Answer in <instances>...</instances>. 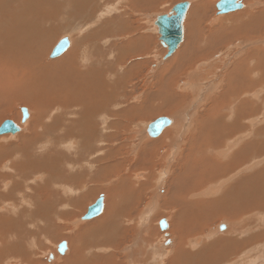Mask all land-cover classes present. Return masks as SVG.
Here are the masks:
<instances>
[{"label":"rangeland","instance_id":"1","mask_svg":"<svg viewBox=\"0 0 264 264\" xmlns=\"http://www.w3.org/2000/svg\"><path fill=\"white\" fill-rule=\"evenodd\" d=\"M139 1L98 0L96 7L93 8V10L84 20H82L83 18L70 19L67 16L65 18V16L61 17V15H58L55 17V19L51 20L52 23H49V31L52 32L53 37L48 44V49L46 48L47 51L45 58L47 62H57L60 59L68 58L71 55V58H74V63L72 65L69 64L68 69L79 66V69H81L82 73L85 74L83 77L85 78L84 83H87L86 91L88 92L90 88L94 93L89 95H97L96 100L98 101V106L100 109L98 115L93 120V125L89 124L91 132L87 136L88 138L85 142L82 139V141H80L77 138H72L74 140L76 139V147L75 143H71L72 145L66 150L60 148V145H56L53 149L55 155L61 154L59 156V162L56 163L58 164V167L54 173H56L57 170L64 173L62 178H51L52 183L59 186V189L55 186L52 187L54 193H57L58 191L59 195L57 197L64 201V203L59 206L60 211L66 212V215L63 218L64 220L60 217L55 218V221H52L51 226L47 224L45 226V230L40 233L39 228L41 227L43 230V223L38 222L36 218L23 219L22 228L20 229L23 237H27L28 233L36 235L38 237H36L35 240L37 245L35 248L32 246L31 252L26 256L17 257L16 252L13 250L10 256L7 257L2 264H20V261H27L29 264H65L64 259H67L70 255L68 250L71 251V243L67 238H60L59 236H75L77 230L79 231V229L90 228L93 226V224H96V222L100 221H111L114 224H117L121 231L123 230L125 232L121 235L120 239V236H118L116 232H113L111 235H115L113 236L115 240L113 239L114 241L113 243L111 242L112 244H105L102 241H98L96 245L93 244L95 245L93 247L90 245L94 241H92V237L90 235L83 237L82 241L84 240V242L81 244H83V248L86 250V256H84L87 257L83 260L84 264H105L106 261H101L102 257H104V260L107 261L111 259L112 264H133L132 262H135L136 260L137 261L135 264H159L154 261L155 249L157 248L156 250H164L167 248L164 247V243L168 239L172 240V243L174 242V235L172 233V230L174 229L172 226V218L176 217L177 221H180L177 211H175L173 208L175 205H172L170 199L168 202H170L173 207L168 202L164 204L163 201L165 198H170L168 196H171L174 191L176 192L177 188L171 189V181L174 182L176 180L175 178L177 177L178 179L180 174H182V163L185 161H181V159L185 158L179 157V159L178 155H175V158H173L174 161H167L168 166L170 165L168 168L163 159L170 160L177 150L182 151L193 145L194 143L193 139L191 138V134L201 126L208 125L211 128L213 123H226L228 125L237 124L238 126H241L238 122H242L244 126L245 124L246 126L249 124L250 127L247 126L246 128H244L242 125L241 127L244 128L242 129L243 131L240 129L241 127L238 128L236 131L227 136L224 141L226 144L227 142L233 140L231 139L232 137L234 139L237 137L240 138L242 134L246 135L247 133H250V136L247 134L248 136L242 139L240 142V144L244 142L242 145L251 144L253 141H256L252 140L254 135L252 132H247L250 130H247V128H253L252 130L256 128L257 131L260 128L264 129V19L261 18L258 20L256 24L257 29L254 28L253 33H243L244 35L239 34L240 36L238 33L235 35L231 34L234 32L232 27H236L237 23H242L243 20L247 21L248 18H246L244 14L251 12L253 9L254 12L252 11V13L258 15L259 12L264 10V0H242L244 9L223 15H219L216 8L217 4L214 3V0H150V7L143 8L145 9L143 11L141 10L140 6L142 4V0L140 2ZM185 1L191 2L192 5L190 6L192 7L189 11H187L188 14L185 19L184 40L180 44L177 51L171 57L163 61V56L165 57L166 55L165 47L162 45L160 40L158 28L154 24L155 20L157 19L158 15H168L175 5ZM145 2H147V0H145ZM154 2L156 4H154ZM257 2L259 3L257 4ZM245 10L247 12H245ZM109 11L111 12L109 13ZM99 15H104L105 18ZM97 20H99V22ZM223 26H226L225 28L228 30L230 29V31L227 30V32L225 28V31H223L221 29ZM153 29H155L156 32L153 31ZM216 29H221L222 31L220 30L219 32H223L221 34L219 33V36H222L224 32L225 35L231 34V36L227 35L226 39L229 37L227 40L222 36L223 41H221V37L219 39L218 34H212L213 32L211 34L209 33L211 30H214L217 33L218 30ZM245 34L248 36H245ZM141 35L144 38L146 37V44L143 45L145 48H147L146 51L145 49H142L141 43H136V47L134 44V42H138ZM215 35L216 37L218 36L217 38L219 40L214 37ZM63 38L70 39L71 46H69L67 51L61 56L57 58H51L50 55L53 51V48ZM213 38H216L217 40ZM212 41H218L220 43L216 42L215 45V43L213 44ZM139 47L141 49H139ZM139 52H141L142 57L138 55ZM218 53L222 54H219L220 56L216 57L215 55ZM67 60L61 61L59 64H53L52 75H54L56 71L61 72L63 69H65L67 67ZM48 66H50V64H48ZM253 70L255 73H252ZM165 72H169V74ZM95 74L96 76H94ZM92 75L94 77H92ZM231 76L234 77L232 78ZM250 76L255 78L253 81L255 80V84H258L256 86L254 85L255 89H252L253 86L251 87V85L248 87L245 85L244 81H246V79H248ZM92 79L94 80L92 81ZM186 81H190L188 86L184 84ZM241 81H243V86L246 88H241ZM236 85H239L240 87H237ZM255 93L259 94L252 96ZM244 101H246V107H244ZM254 104L257 105V109H248L251 108L250 105L253 107ZM240 106L244 109L240 108ZM51 107L52 106L50 105L47 109H50ZM22 108H26L29 111V117L25 123H22ZM241 109L243 110L240 111ZM8 111L6 112L7 114L0 115V126L7 120L14 122L16 121L21 128V134H16V136H0V142H4H2V145H9L10 143L14 142L10 141V139L12 140L14 137H18L24 132L28 133L30 130L31 118L34 114L28 106L18 102L10 105ZM52 111L54 110L51 109V112ZM246 111L248 112L247 114ZM51 112H47L48 116H51ZM242 112L245 113V115H242ZM56 113H59V110L56 111ZM239 116L243 117V120H247H239L241 119ZM160 117L172 118V125L163 131V134L160 135L161 137L159 136L157 138H152L148 137V135H145L146 138L144 143L141 144L140 148L145 146L146 149L153 150L152 145L149 142H152L151 140L154 142L164 137L167 138V142L169 144L166 147H159L156 145L158 148L156 155L158 157L156 160H152L150 157L147 160L148 162L144 169H140V167H137V165L136 167L130 166L128 168L127 164L129 161L126 159V157L130 156L129 158L132 161L136 160V157L132 154V149L133 146H136L139 143L137 140H139V138L141 139L145 126L149 123L151 124ZM49 118L51 117L46 118V120L44 119V124H49ZM252 124L253 126L251 127ZM254 125L257 127L260 126V128L254 127ZM185 126L186 128H184ZM197 131H199V129ZM39 132L43 133L40 130ZM181 132L183 134H181ZM44 135L46 137L42 135L43 140H47L48 135ZM178 136H182L179 140L180 144L172 145L170 151L168 148H170L171 144L168 141V138H178ZM258 137L255 138L257 139ZM216 138H218V135L210 132L208 136L205 137V139L212 141L216 140ZM259 139L260 138L257 139V142H264V130L260 141ZM77 144L79 145L77 146ZM262 145L264 146L263 143ZM237 149L238 148H235L233 151H231L230 155L234 154V152H237ZM96 150H102V154L100 156L97 157V154H95V156L98 158L96 160H101L107 154L113 155V160H105L104 162L102 161L101 164L94 165L98 166L97 168L87 170L85 162L93 159L92 151L95 153ZM127 152L129 153L127 154ZM10 153L11 150L6 151V154ZM167 153L168 157H163L167 155ZM230 155L228 156L230 157ZM225 158L219 157V160H224ZM117 160H127V163L125 162L126 164H123L124 166L116 165V167L114 164H117ZM251 160L252 159L246 161L247 166L238 165V170H236V168L228 170V176H231L232 179L234 178L233 180L231 179L229 183L231 182V184H233L236 179L254 171L256 169H253L254 167L258 166L257 168H260L261 166H264V157L263 160L258 159V161L255 162L258 163L263 161V164H255V166L253 165L255 159L254 161ZM111 162L114 166L110 171L112 174L106 173L104 175H100L97 178L96 170L108 165V163L112 164ZM68 163L75 165L76 170H69L67 165ZM79 164L82 166V169H78L81 167ZM240 166L242 167L240 168ZM8 168H1V172L7 173L6 171ZM77 169L79 173H77ZM118 169H120V171H118ZM115 171H117V173ZM242 171L245 174L242 173ZM162 172L166 173L162 174ZM65 174L81 175V178L77 182L69 183L68 180L72 178V176L66 177ZM137 174L140 175L141 179L138 178L139 176L137 177ZM39 175H33L29 181L30 183H28L27 186H40L43 184L45 178L48 179L47 174L45 175V178L43 177L44 175ZM163 175L165 183L164 189L161 183L163 180ZM93 176L96 177L97 180H92L91 178ZM147 177L151 178L149 179ZM84 181L88 182L84 183ZM167 181L168 185L170 186H166ZM139 185L142 186V188H140ZM165 187L167 188L168 192H166ZM169 189H171V192H169ZM227 190L228 188H225V191ZM132 191H135L136 195V199L134 201L132 200ZM0 192L2 193L1 190ZM224 195L226 194H222L218 191V193H214L213 195L211 194V196L210 194L205 195V198H210L211 200L217 197L225 198ZM0 196L2 195L0 194ZM101 196L104 197V202H106L104 206L106 208H104L105 211L102 213V215H99L97 218H93L91 220L81 221L82 215L84 216V214H86L88 207L95 203V201ZM199 197H203L202 199H205L204 196ZM195 198L197 197H194L193 199ZM73 199L77 200V202L80 204L76 207H73V209H69V204L66 201ZM156 202H158V205ZM0 203H5L8 205L13 203V199L8 197H0ZM19 203L17 202L16 205L19 206ZM65 204H67L66 207H64ZM153 204L154 207L151 210L150 207ZM220 204H223V202ZM24 206L25 205L21 206V209H24L27 214H31L32 208ZM214 211L216 212V215L212 217L209 222H207L208 224L203 230V234H200V237L198 236L199 238L202 237V241L200 240L198 242L199 244L195 243V245H197L195 248H192V251L199 250L204 245L203 242L205 239L206 241L208 240L207 242L205 241V243L209 246L211 245V247H213V244L216 242H223L222 240L226 241L228 239L234 238L235 240L242 241L247 239V234H240L246 229V227L248 228V226L244 227L245 229L243 228L244 220L243 223L242 221L232 223V221H228L229 219L219 212L218 208H214ZM5 212L6 211L3 210L2 213ZM190 213V211H187V216ZM0 216L3 217L5 215L0 214ZM165 219L169 220L168 228L163 230L161 229L159 223L161 220ZM145 220L147 221L146 223ZM27 221H31V223L34 222L35 227L30 228L32 225H26ZM221 223L231 225H229L227 228L225 227V229H217ZM239 223H242V226L239 225ZM49 228H51L52 232L49 230ZM238 230L242 231L239 232ZM183 231L184 243L185 240L188 237L193 236L198 231V229L186 225ZM256 232H252V234ZM166 233L168 236H166L164 239L163 236H165L164 234ZM143 234L145 237H143ZM4 236H0V249H2L3 245L5 244L4 240H8L4 238ZM149 238L151 239V246H149V241H147L150 240ZM137 239L139 242L136 241ZM143 240L144 244H142ZM76 241L79 242L78 239H76ZM62 242L67 243V250L63 254L57 251L59 244ZM159 243L162 244L160 245ZM262 244L264 245V242H255L252 245H256L257 247L259 246V248H261L264 247ZM193 246L194 243L191 244V247ZM47 248H51V251L49 252L53 255V257H51L49 260L46 254L48 252V250L46 252ZM248 248H252V246L247 248H237L239 253L234 254V256H238V259L241 258L243 260L245 257L244 262L247 263V261H249L248 258L256 254L251 250V254L246 253L245 251H247L246 249ZM167 250L169 252L167 253V258H165L164 263H167V259L171 255L175 254L173 249L169 248ZM36 253L37 255L34 257V254ZM66 254L67 256H65ZM132 254H136L134 255L135 258L132 256ZM227 255L230 257L226 258V261L229 259L227 262L217 264H236L238 260H236L235 257L229 253ZM55 257L57 258L55 259ZM132 258H134L133 261H131ZM217 261V259H214L213 262L215 263ZM242 261H238L237 263L244 264Z\"/></svg>","mask_w":264,"mask_h":264},{"label":"bare ground","instance_id":"2","mask_svg":"<svg viewBox=\"0 0 264 264\" xmlns=\"http://www.w3.org/2000/svg\"><path fill=\"white\" fill-rule=\"evenodd\" d=\"M149 1L150 0H147V2H145V0H142V4L140 5L142 11L145 10L143 8L150 7L151 1L150 2ZM97 2H98V0H59V1L58 0H0V115L7 114L6 112L9 110V106L14 104L15 102H18V103H21L23 105L28 106L34 113L33 117L31 118L30 130L28 133L24 132V133H26V134H24L22 132L23 133L22 135H20L18 137H14L12 140L10 139V141H14V142L10 143L9 145H2L3 141L0 142V160H1L0 161V190L2 191V193L0 192V194L2 195L0 197H8V198L13 199V203L8 204V205H6L5 203H2V204L0 203V214L5 215L3 217L0 216V236L5 235L4 238L8 239L6 241L4 240L5 244L3 245L2 249H0V264H2L5 261V259L10 256V254L12 253L13 250H14V252H16L17 257L18 256H26L31 252L32 246H33V248L36 247L37 244H36L35 240H36L37 236L28 233L27 237H23L22 232L20 231V229L22 228V220L23 219H25V218H30V219L36 218L38 222L43 223V226H42L43 230L41 227L39 228V232L42 233L45 230V226L47 224H49V226H51V223L53 220L55 221V218L60 217L63 219L66 215V212L59 210V206H61L64 203V201L61 198L57 197L59 195V192L57 191V193H54V191L52 189L53 186H55L56 188L59 189V186L57 184L56 185L53 184L51 181V178H53V179H55L56 177L62 178L64 176V173L62 171L57 170V172L54 173V171L58 167V164H56V163L59 162V156L61 154L55 155V152L53 149L56 145H60V148H62L63 150H66L69 146L72 145L71 143H75V147H76V139L74 140L72 138H77L78 140H80V141L83 140L85 142L86 139L88 138L87 136L91 132L90 128H89L90 127L89 124L93 125V120L98 115L100 108L98 106V101L96 100L97 95L94 94V96H90L89 94L94 93L90 88H89L88 92L86 91V84L87 83H84L85 78L83 77L85 74L82 73L81 69H79V66H77L76 68H69L68 69V65L69 64L72 65L74 63V61H73L74 58H71L72 57L71 55L68 58H62L57 62H53V63L47 62V60L45 58V54L47 51L46 48L48 49V46H49L48 44L50 43L51 38L53 37L52 32L49 31V27H50L49 23L51 22L52 19H55V17L58 15L59 16L61 15V17L65 16V18L67 16L70 19L83 18L82 20H84L90 14V12L93 10V8L96 7ZM139 2H136V3H139ZM218 2H219V0H214V3L217 4ZM188 3L190 5H192L191 2H188ZM258 3L259 2H257V4ZM154 4H156V3L154 2ZM137 6H138V4H137ZM243 6H244V4H243ZM253 6H254V4H253ZM191 7L192 6H190L187 11H189L191 9ZM252 11H253V9L251 10V12H247L245 10V12H247L246 14H244V11H243V14L248 19H247V21L243 20L242 23H237L236 27L235 26L232 27L234 30V32L231 33L232 35H235L236 33H238V35L243 34V33H253L254 28L257 29L256 24H257L258 20L261 18L264 19V10L259 12L258 15H256L255 13H252ZM110 12L111 11H109V13ZM195 13H196V11H195ZM170 14L172 15L174 13L171 11L168 15H170ZM187 14H188V12H187ZM187 14H186V16H187ZM101 15H99V16H101ZM159 16H161V15H158L157 18ZM61 17H59V18H61ZM101 17H104V15ZM226 17H228V16H226ZM97 19H99V18H97ZM97 21L99 22V20H97ZM156 21H157V19H156ZM156 21L154 24L158 28ZM141 27H142V25H141ZM225 27L226 26H223L221 29L223 31H225V29H226V31H227L228 29ZM214 30L213 31L211 30L209 33L211 34L213 32L212 34L215 33L216 35L218 34V36L221 33H223V32H219L220 31L219 29H216V30H218L217 33ZM153 31L156 32L155 29H153ZM228 31H230V29ZM158 33H159V29H158ZM231 34L225 35V32H224V34H222V36L225 37L224 39H226L227 35L231 36ZM142 35L140 36V39L138 40V42H134V44L136 47V43H141L142 49H145V51H146L147 48H145V46H143L146 44V39H145L146 37L144 38ZM216 35L214 37H216ZM184 36H185V22H184ZM222 36L218 37L219 39L221 37V39H220L221 41H223ZM245 36H248V35L245 34ZM216 38H213V39H216ZM183 40H184V38H183ZM69 42H70V46H71V40L70 39H69ZM212 42H213V44L215 43V45H216V42L220 43L218 41H212ZM140 47H139V49H141ZM164 47H165V53L167 55V51H168L167 46H164ZM219 54L221 55L222 53H218L215 56L219 57L220 56ZM138 55H140V57H142L141 52H139ZM175 56H177V55H175ZM165 59L166 58L163 56V61H165ZM65 60H67V64H66L67 67L65 69H63L61 72L56 71V73L54 75H52L53 64H59L61 61H65ZM48 64H50V66H48ZM165 73H167V72H165ZM252 73H255V71L253 70ZM167 74H169V72ZM94 76H96V74ZM94 76L92 75V77H94ZM231 77L233 78L234 76H231ZM250 78H252V76H250L248 79H250ZM248 79H246V81H244L245 85H247V87L249 85H251V87L253 86L252 89H255L254 85L255 86L258 85V84H255V80L253 81V79H255V78H252L250 80H248ZM93 80L94 79H92V81ZM258 80H259V78H258ZM191 81H192V79H191ZM238 81H240V80H238ZM189 82L190 81H188V82L186 81L184 84H186L188 86ZM241 83H242L240 85V86H242L241 88H243V89L246 88L243 86V81H241ZM256 83H259V82H256ZM236 84H237V81H236ZM195 85H197V84H195ZM193 88H195V87H193ZM248 89H250V88H248ZM258 94L255 93L252 96H255ZM185 95H186V93H185ZM186 98H187V96H186ZM255 98H257V97H255ZM244 102H243L245 104L244 107H246L247 106L246 101H244ZM228 103H229V101H228ZM255 104L253 105V107L250 105L251 108H248V109L253 110V108H256L257 105H255ZM50 105L52 107L50 109H47ZM224 105H226V104H224ZM240 108H243V107L240 106ZM51 109L54 110V111H52L54 113L51 112ZM243 109H241L240 111H242ZM58 110H59V113H56V111H58ZM128 111H130V110H128ZM141 111H144V110H141ZM235 111H233V112H235ZM247 111H246V114L249 112V111L248 112ZM259 111H260V109H259ZM47 112H49V113L51 112V114H50L51 116H48ZM242 115H245V113L242 112ZM48 117H51V118H49L50 119L49 124H51V125L44 124L45 123L44 119L46 120V118H48ZM219 117L222 118L221 116H219ZM240 117L241 116H239V118ZM245 118H247V117H245ZM169 119H171V125H172V122H173L172 118H169ZM239 120L245 121L247 119L243 120V117H241V119H239ZM234 121H236V120H234ZM14 123L19 126V124L16 121ZM238 123L241 126L242 125L244 126V124L242 122H241L242 124L240 122H238ZM149 125H150V123L145 126L141 139L139 138V140H137V141H139V143L136 146H133V149H132L133 153L132 154L136 157V160L132 161L129 158L130 156L126 157V159L129 161V163L127 164L128 168L130 166L136 167V165H137V167H140V169H144L147 165V162H148L147 160L150 157L152 160L157 159L158 156L156 154H157L158 148L156 147V145H158L159 147H162V146L166 147L169 144L167 142V138L164 137L162 139H158L157 141L153 142V140H151L152 142H149L152 145V149L154 151L146 149L145 146L140 148L141 144L144 143V140L146 138L145 135H148V137H150L148 132H147ZM241 126H238L237 124H233V125L229 124L228 125L226 123H213L211 128L208 125L198 127L199 131H197L198 130L197 129L196 131L192 132V134H191V138L193 139V143H194L193 145H191L188 149H185L182 151L177 150L176 153L173 154V156L170 160H164L163 159V161H165L168 168L170 167V165L168 166L167 161L168 162L172 161L173 158H175V155H178V158L179 157L185 158V159H181V161H183V160H185V161L182 163V167L184 168V170L182 168V171H183L182 174H180L178 179L176 177L175 178L176 180L174 182L171 181V183H172L171 189L177 188L176 192L174 191V193L171 196H168V197H170L168 199L164 197L165 199L163 201L165 204L170 199V202L172 203V205H175V207H173L170 202H168V203L174 208L175 211H177V215L180 217V221H177L176 217L172 218V226L174 228L172 230V233L174 235V242L172 243V240H169L167 238L168 240H166L164 243V247H167L168 249L169 248L173 249L175 251V254L171 255L167 259V261H168L167 263H164L165 258H167V253L169 251L167 249L166 250L165 249L164 250H159V249L156 250L157 249L156 248L155 254H154L155 260L153 259L155 262H157L159 264H197V263L217 264V263H225L229 260V259H227V261H226V258H230V257H228L229 255H227L228 253L234 256V254L239 253L237 248H242V247L247 248L249 246H252V248L246 249L247 251H245V252L248 254H251L250 253V250H251V251L255 252L256 254L253 256H250L248 258L249 261H247V263L244 262L245 257L243 260L241 258L238 259V256L237 257L234 256L235 259L238 260L239 262L243 260L242 263H244V264H250V263L251 264H264V247L259 248V246L257 247L256 245L255 246L252 245L255 242L256 243L257 242L258 243L264 242V166H261L260 168H257L258 166L254 167L253 169L256 168L254 171L247 173L246 175L241 176L240 178L236 179V181L233 184H231V182L229 183V181H231L232 178H231V176L230 177L228 176V174H229L228 170L233 169V168L234 169L236 168V170H238L237 169L238 165L247 166L246 161H248L249 159H252L251 161H254V159H255L254 164H253L254 166H255V164H260L263 162V161H261V162L255 163L258 161V159L263 160V157H264L263 156L264 155V146L262 145V143L264 144V142L260 141L264 129L260 128V126H258L260 128V129H258V131L256 130V128L254 129L255 131L252 130L253 128L252 129L247 128V130L250 129L251 131L250 130L247 131L245 129L247 132H252L255 137L259 136L258 138H260L259 139L260 142H257L258 138L256 139L253 136L252 140H256V141H253V142L251 141L252 142L251 144L242 145V143H244V142H242L240 144L242 139H244V137L248 136L247 134H249V136H250V133H247L244 131L245 133H247L246 135L242 134V136H240V138L237 137L235 139L232 137L231 139H233V140L230 139L231 141H229L225 144L224 141H225L226 137L229 136L232 132L236 131ZM247 126L250 127L249 124ZM247 126L245 124L244 128H246ZM252 126H253V124L251 125V127ZM254 127H257V126L254 125ZM19 128H20V126H19ZM184 128H186V126ZM244 128L241 127L240 129L242 130ZM39 130L42 131L43 133H40ZM94 130H95V128H94ZM25 131H27V130H25ZM20 132H21V128H20V131L16 134L19 135ZM182 132H181V134H183ZM209 132L218 135V138H216V140H214L216 142H214L212 140L205 139V137L208 136ZM16 134H7V135H15L16 136ZM44 134L48 135L47 140H43V136L46 137ZM93 137H94V135H93ZM181 137L182 136H178V138L177 137L176 138H168V141L171 144L170 148H168L170 151H171L172 145L180 144L179 140L181 139ZM101 144H103V143H101ZM78 145L79 144H77V146ZM134 147L136 148L137 151L135 150ZM235 148H238L237 152H234V154L230 155V152L233 151ZM7 150H11V153L6 154ZM128 153L129 152H127V154ZM95 154H97V157L100 156L102 154V150H100V151L96 150L95 153H93V151H92L93 159L85 162L87 170L97 168L98 166H94V165L95 164H101L102 161L104 162L105 160L106 161L113 160V155H111V154L105 155V157L102 158L101 160H96L98 158L95 156ZM228 155H230V157ZM163 157H168V153H167V155H165ZM219 157H223V158L226 157V158L224 160H219ZM90 158H91V156H90ZM118 158H120V157H118ZM127 160H124V161L123 160L122 161L117 160V162H116L117 164H114V166H116V165L124 166L123 164H126ZM151 162H153V161H151ZM109 163L106 166H104L105 165L104 164L103 165L104 167H101V169L96 170L97 178L100 175H104L106 173L112 174L110 171L113 169L114 166H113L112 162H111L112 164H109ZM67 165L69 167V170H71V171L76 170L75 165L69 164V163ZM127 165H126V167H127ZM241 167L242 166H240V168ZM1 168H3V169L8 168V170L6 171L7 173L1 172V170H2ZM78 169H82V166ZM78 169H77V173H79ZM114 170H115V168H114ZM242 170L244 171L243 168H242ZM118 171H120V169H118ZM167 171H169V170H167ZM243 171H242V173H244ZM115 172L117 173V171H115ZM231 172H232V170H231ZM113 173H114V171H113ZM165 173L166 172H162V174H165ZM37 174L38 175L39 174L44 175L43 176L44 178H45V175L47 174L48 179L45 178L44 182L41 181V182H43V184L40 186H35V185H34V187L27 186V184L30 183L29 181H30L31 177L33 175H37ZM122 174H124V173H122ZM65 176L66 177L72 176V178H70L68 180L69 183L77 182L81 178V175L65 174ZM113 176H115V175H113ZM137 177L139 179H141L140 175H138V174H137ZM163 177H164V175L162 176V179H163ZM236 177H239V176H236ZM147 178L150 179L151 177H147ZM91 179L94 180V179H96V177L93 176ZM218 181H220V182H218ZM86 182H88V181H84V183H86ZM161 183H162V187L164 189V185H165L164 179L161 181ZM38 185H39V183H38ZM166 186H170V185H168V181L166 182ZM140 188H142V186H140ZM225 188H228V190L225 191ZM165 189H166V192H168L166 187H165ZM171 189H169V192H171ZM220 189H221V191H220ZM138 191H139V188H138ZM218 191L222 194H226V195H224L225 198L217 197V198H214L212 200L210 198H209L210 200L205 198V195L210 194V196H211V194L213 195L214 193H218ZM139 193H138V195H139ZM136 194H137V192H136ZM199 196H204L205 199H202L203 197L200 198ZM159 197H160V195H159ZM194 197H197V198L193 199ZM135 199H136V195H135V191H134L132 200L134 201ZM17 202L18 203L20 202L19 206L16 205ZM66 202L69 204L68 205L69 209H73V207H76L80 204L75 199L68 200ZM222 202H223V204H220ZM105 203L106 202H104V206H105ZM156 203L158 205V202H156ZM23 205H25L26 207L32 208V213L27 214L24 209H21V206H23ZM66 206H67V204L64 205V207H66ZM166 206H167V204H166ZM153 207H154V204L150 207V209L152 210ZM11 208H13V209H11ZM104 208H106V207H104ZM162 208L164 209L163 206H162ZM214 208H218L219 212L223 216H225L227 219H229L228 221H232V223L238 222V221H242V223H243V220H244L243 228L246 226H248V228L247 227H246V229L244 228L245 230L243 232H241L240 234L241 235L247 234V239L242 240V241H238V240H235L234 238H231V239H228L226 241L222 240L223 242L218 240L219 243L216 242L215 244H213V247H211V245L210 246L207 245L205 243V241H206V239H205V241L203 242L204 245L199 250L192 251L193 250L192 248H195V246L197 245V244L195 245V243H198L201 240L202 237L201 238H199V237L201 236L200 234H203V230L205 229L206 225L208 224L207 222H209L210 219L216 215ZM3 210H5L6 211L5 213H7V214L2 213ZM7 210H9V211H7ZM104 211L105 210H103V212ZM187 211L191 212L190 213L191 216H190V214H188V216H187ZM166 213H168V212H166ZM82 217H83V215H82ZM95 218H97V217H95ZM146 220H145V223L147 222ZM81 221H84V220L81 218ZM165 221L167 223V228H168V221L169 220L165 219ZM242 223H239V225H241ZM26 225H29V226L32 225V227H30V228L35 227L34 222L31 223V221H27ZM186 225L191 226V227H195L196 229H198V231L193 236L188 237L185 240V242L183 243V236H184L183 229ZM229 225H231V224H229ZM229 225L228 224L226 225L225 223H221L219 225V228L217 227V229H220L221 226H225L227 228V227H229ZM49 230L52 232L51 228H49ZM240 231H242V230H240ZM113 232H116L118 234V236H120L119 237V239H120L121 235L125 231H123V230L121 231L120 227H118L117 224H114L111 221L110 222L100 221V222H96V224H93V226L90 228L79 229V231L77 230V233L75 234V236H71V237H67L64 235L59 236L60 238H67L71 243V251L68 250L70 252V255L68 256L67 259H64L65 260L64 263L65 264H84L83 260L87 257H85L86 256L85 255L86 250L83 248V244H81V243L84 242V240L82 241V238L85 237L86 235H90L92 237V241L94 240L93 243L90 244L91 247H93L97 244L98 241H102L105 244H112L113 241L115 240V238L113 237L115 235H113V236L111 235ZM252 232H256V233L252 234ZM50 234H53V233H50ZM164 235L165 236H163V238L165 239V237L168 236V234L166 233ZM143 237H145L144 234H143ZM175 237L176 238L180 237V238L176 239ZM205 237H207V236H205ZM169 238H170V236H169ZM76 239H78L79 242L76 241ZM136 241L139 242L138 239ZM147 241H149V244H150L149 246H151V243H150L151 239L147 240ZM89 242H90V240H89ZM142 242H143L142 244H144V240ZM162 243H159V244L161 245ZM193 243H194V246L191 247V244H193ZM93 244H95V245H93ZM160 247H163V246H160ZM47 250H48V252H47ZM83 250H84V252H83ZM49 251H51V248H47L46 249L47 253L45 252L47 254L48 260L51 259V257H53V255L50 254ZM68 251H67V253H68ZM133 251H132V253H133ZM139 252H141V251H139ZM36 255H37V253L34 254V257ZM134 255H136V254H134ZM134 255L132 254L133 257H134ZM65 256H67V254ZM56 258L57 257H55V259ZM134 258H132L131 261H133ZM104 259L105 258L102 257L101 261L102 262L106 261L105 264H112L111 259L108 261L104 260ZM214 259H217L218 261L214 263L213 262ZM135 262H132V263L135 264ZM237 262H236V264H238ZM20 264H29V263L27 261H20ZM35 264H38V263H35Z\"/></svg>","mask_w":264,"mask_h":264},{"label":"water","instance_id":"3","mask_svg":"<svg viewBox=\"0 0 264 264\" xmlns=\"http://www.w3.org/2000/svg\"><path fill=\"white\" fill-rule=\"evenodd\" d=\"M190 4L185 1L178 3L172 9L174 14L161 15L157 18L156 24L159 29L160 40L163 46H167V55L165 58L171 57L179 45L182 43L184 38V22L186 19L187 10ZM219 15L228 14L236 12L243 9V2L241 0H219L216 5ZM264 43V42H263ZM70 46L68 38L61 39L57 45L53 48L50 55L51 58H57L67 51ZM22 123H25L29 117V112L26 108H22ZM171 125V119L167 117H160L152 122L147 132L150 137L157 138L163 131ZM20 131V128L11 120L5 121L0 126V136L7 134H16ZM104 210V197H99L95 203L88 207L86 214L82 217L85 220H91L98 217L103 213ZM161 229L167 228V223L165 220L160 221ZM220 229H225V226H221ZM67 249V243L62 242L58 246L59 253H65Z\"/></svg>","mask_w":264,"mask_h":264},{"label":"crops","instance_id":"4","mask_svg":"<svg viewBox=\"0 0 264 264\" xmlns=\"http://www.w3.org/2000/svg\"><path fill=\"white\" fill-rule=\"evenodd\" d=\"M156 21V20H155ZM168 249V248H165V250Z\"/></svg>","mask_w":264,"mask_h":264}]
</instances>
